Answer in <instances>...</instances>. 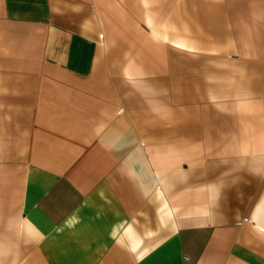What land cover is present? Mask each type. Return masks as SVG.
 I'll list each match as a JSON object with an SVG mask.
<instances>
[{"label": "crops", "instance_id": "0c3cea01", "mask_svg": "<svg viewBox=\"0 0 264 264\" xmlns=\"http://www.w3.org/2000/svg\"><path fill=\"white\" fill-rule=\"evenodd\" d=\"M0 264H264V0H0Z\"/></svg>", "mask_w": 264, "mask_h": 264}]
</instances>
